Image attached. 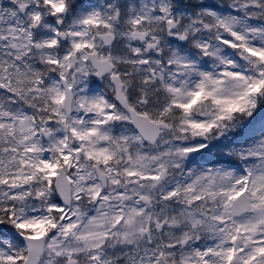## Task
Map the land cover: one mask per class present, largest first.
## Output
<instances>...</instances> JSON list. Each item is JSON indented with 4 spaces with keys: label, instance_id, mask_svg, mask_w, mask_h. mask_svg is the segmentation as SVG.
<instances>
[{
    "label": "snow or ice",
    "instance_id": "1",
    "mask_svg": "<svg viewBox=\"0 0 264 264\" xmlns=\"http://www.w3.org/2000/svg\"><path fill=\"white\" fill-rule=\"evenodd\" d=\"M0 264H264V0H0Z\"/></svg>",
    "mask_w": 264,
    "mask_h": 264
}]
</instances>
